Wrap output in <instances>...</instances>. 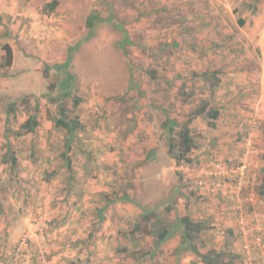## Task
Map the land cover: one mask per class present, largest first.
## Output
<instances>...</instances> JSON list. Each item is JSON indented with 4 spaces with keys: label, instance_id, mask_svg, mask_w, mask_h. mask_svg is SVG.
<instances>
[{
    "label": "crops",
    "instance_id": "crops-1",
    "mask_svg": "<svg viewBox=\"0 0 264 264\" xmlns=\"http://www.w3.org/2000/svg\"><path fill=\"white\" fill-rule=\"evenodd\" d=\"M260 2L0 0V264H12L5 252L14 250L24 232L31 235L32 264H205L185 234L186 215L209 221L211 245L221 246L225 231L234 230V249L243 264H264ZM209 4L218 10L215 17L208 14ZM229 4L246 7L236 20L240 30L220 27L212 32L210 27L217 26L212 23L226 25L228 18L236 17L228 11ZM244 24L248 25L243 29ZM109 35L111 42L106 41ZM216 35V44L223 46L212 47ZM229 39L241 45L227 48ZM5 44L13 50L9 66L2 65ZM111 44L116 51L108 83L111 92L97 79L88 83L74 78L71 66L85 75L86 69L99 65L101 54L111 55ZM55 69L62 76L52 80ZM211 71L220 78L213 96L205 78ZM139 89H149L150 95L139 102L152 104L142 113L111 110L114 100L134 97ZM75 93L83 95L76 115L81 126L69 133L56 125L64 115L49 117L42 108L52 95L58 94L59 100ZM202 100L218 106L220 115L214 127L205 115L193 117L191 123L199 146L189 154L194 165L185 173L188 182L203 180L201 195L190 186L183 191L174 184L175 191L162 197L111 190L115 181H125L120 178L124 164L111 156H121L133 146L129 137L115 138L124 128L120 120L141 119L148 109L175 120ZM36 106L41 113L34 111ZM30 114L38 125L18 132ZM174 123L161 133H169ZM157 144L168 153L163 140ZM213 156L226 165L216 166ZM160 165V172L167 167ZM162 203L170 210L171 227L161 242L152 235L129 233L139 220L125 222L120 217L142 220L151 211L159 212Z\"/></svg>",
    "mask_w": 264,
    "mask_h": 264
},
{
    "label": "rangeland",
    "instance_id": "rangeland-1",
    "mask_svg": "<svg viewBox=\"0 0 264 264\" xmlns=\"http://www.w3.org/2000/svg\"><path fill=\"white\" fill-rule=\"evenodd\" d=\"M237 3L238 2H236L235 4L237 5ZM235 4L231 6L229 4L228 11L231 10V12L236 17L228 18L229 21L227 22L226 25L224 23L222 24L212 23V25L213 24L217 25L216 27H210V30L212 32H214L215 30L216 31L220 30L221 29L220 27H224V29H227L229 31H234V32L240 30V27L238 26L236 20L241 18L242 12H245L246 7L240 10V8L237 7ZM260 4H262V6H260L261 7L260 9L261 11H263L264 10V0H261ZM209 5L210 7L208 6L207 8L209 11L208 14L210 16L215 17L216 11L218 10H216L215 8H212V4H209ZM132 9L136 10L134 12H137V11L139 12L138 8H132ZM81 25H86V24L82 22ZM247 25L244 24L242 28L244 29ZM110 31H111V28H110ZM109 37L110 39H106V41L109 40L111 42V35H109ZM216 38L217 39L213 37V39L211 40L212 47L223 46L220 44L219 45L216 44L219 41L217 35H216ZM185 40L187 41L188 39H185ZM236 45H241V43L238 41L236 42V40L234 39L233 40L229 39L227 41L226 47L230 48ZM110 48H111V55H108V53L101 54L99 61H98L99 65H96L95 68L86 69L85 75L82 69L76 66L75 67L71 66V71L73 73L74 78L79 79L80 81L83 80L88 83H91L93 79H97L100 83H102L101 88L105 87L107 91L111 92V86L108 85V83L110 81L111 70L114 68L113 60L114 58H116V51L112 44ZM180 52L182 53L183 50L181 49ZM148 56L150 58V51L148 53ZM51 72L52 73L50 74H51L52 80L58 79L60 74L62 76V71L60 70L55 69L54 71H51ZM39 82L41 83V80ZM90 89L92 90L93 88L91 87ZM148 91L149 89H139L135 92L134 97L125 96L122 100H114V102L111 103V110L115 112L116 111L121 112L124 115H126L128 112L142 113V110H144V107H149L150 105H152L151 103L144 104V103L139 102L141 98L150 96L148 95ZM81 95L82 93H75V94H72V96L70 95V97L63 96L59 100H56V98H58L57 97L58 94L52 95L51 101L47 103L46 105H44L42 109L44 110L46 115H48L49 117H51L52 114L54 117L58 115L63 116L65 114L66 115L68 114L69 117L73 118L76 115H78L81 110V106H82L81 104L75 105V99L77 98L82 99L81 97L83 95L82 96ZM86 104H88V101ZM25 105L27 104L25 103ZM47 106H49V108ZM25 108H24V111H27V109H29L28 106H26ZM64 108L66 111L64 110V114H63ZM49 110H51V112ZM34 111L37 114H39L41 113V108L36 106L34 107ZM186 113L188 115L185 114L182 118L179 117L173 120L172 118H166V115L164 113H159V112L156 113L148 109L143 113L144 117L141 119L135 118V117L132 119H129V118L124 117V119L120 120V124H124V128L121 130L120 134L115 136V138H118V139L126 138L127 139L129 137L131 139V144L133 146L129 149V152L128 151L123 152L121 156L119 155V153L117 154V156H114V155L111 156V160L117 159V161L120 160L124 164L123 166L124 168L122 169L123 170L122 176L120 178H123L125 180L124 183H121V185L119 184L118 181H115L114 185L111 184L112 186L111 190H116V189L121 190L122 189L123 191H129L130 194H133V193L135 195L137 194V196H141V195L144 196L148 194L155 195L157 193V194H160V197H162L161 196L162 194H165L167 192L171 193L172 191H175V189H172V184L176 185L177 188L179 186V188L183 189V191L187 190V187L182 185L183 182H187L185 180L183 181L182 179L184 173L182 170L178 168L179 165L176 163V160L174 159L173 155L170 153V145H169L172 134L176 132L175 129L180 128V126L186 120L189 119L190 109H188ZM153 123H155L154 126L156 128V131L152 128ZM173 123H174V126L171 128L169 133L167 132L166 134L161 133V131H165L164 129H167L169 124H173ZM134 130L136 131V133L131 134V136H128L130 132L134 133L133 132ZM155 132L157 133L160 132V134H156ZM158 140L159 141L163 140V142L168 147L167 148L168 153L164 152L160 144H157ZM114 146H115V143H114ZM147 151L149 152L147 153ZM169 156L174 159V163H172V161L168 163ZM164 163L167 165V167L164 170L162 168L163 171L160 172V169L162 167L160 164H164ZM157 173H160V175L162 176L160 177V175H158L159 176L158 177L156 175ZM176 181H177V184L175 183ZM118 185L120 186L114 188V186H118ZM113 194H116V193L114 192ZM161 199H164V198H161ZM163 204L165 203L161 204V206L159 207L160 208L159 212L161 216L164 218V217H167V212L165 210L166 207ZM120 218L125 222H127L128 220L132 223H134L136 220H139L136 217L126 218L122 216Z\"/></svg>",
    "mask_w": 264,
    "mask_h": 264
},
{
    "label": "trees",
    "instance_id": "trees-1",
    "mask_svg": "<svg viewBox=\"0 0 264 264\" xmlns=\"http://www.w3.org/2000/svg\"><path fill=\"white\" fill-rule=\"evenodd\" d=\"M51 7H54V4H51ZM92 21H88V25L90 26ZM5 51V55L3 57L2 65L9 66L13 60V50L9 44H5L3 46ZM205 78L209 80V90L211 95L213 96L215 90L217 89L220 78L218 76L217 71L207 72ZM81 101L80 98L75 99V105L79 104ZM16 103H13L12 109H15ZM63 109V114H64ZM66 111V110H65ZM205 115L210 125L213 127L216 125L215 122L220 115V111L218 106L214 104H210L209 101L202 100L198 105L192 108L189 119L186 120L180 128L175 129L176 132L172 134L170 139V153L173 155L176 163L180 165H188L193 166V160L189 155L191 151L199 146V142L197 140V135L193 134V129L191 128L192 119L195 116ZM64 117H60L56 120L57 127H61L62 129H66L69 133L73 130H76L81 126V122L78 117H71L68 120V114L64 115ZM38 125V121L36 116L30 114L29 118L20 126V130L18 132L32 131ZM177 127V126H176ZM214 157V156H213ZM213 162L216 166H224L226 162L218 160V158H213ZM183 171V181L186 179L185 168H179ZM196 168H191L192 172ZM190 170V171H191ZM218 171V170H216ZM181 179V180H182ZM201 179H189V182H184V185L190 186L195 194L201 195V188L204 185L197 184V181ZM203 181V180H202ZM166 212L170 211L168 207L165 208ZM183 223L185 225V234L187 238H189L192 242V250L200 255L203 258L205 264H243L240 258V254L234 249V242L236 240L234 230H226L225 231V240L221 246L211 245L212 241L209 238L208 231L211 228V225L206 219H196L190 215H186L183 217ZM171 224L167 217H162L157 210L151 211L148 214L142 216V220L139 219L137 223L134 224L133 228L129 231L130 234L135 235L136 233H142L144 235H152L156 238L157 242H161L167 234L170 232ZM151 248V246H150Z\"/></svg>",
    "mask_w": 264,
    "mask_h": 264
},
{
    "label": "built area",
    "instance_id": "built-area-1",
    "mask_svg": "<svg viewBox=\"0 0 264 264\" xmlns=\"http://www.w3.org/2000/svg\"><path fill=\"white\" fill-rule=\"evenodd\" d=\"M178 168H188V165H180ZM229 173H232L234 169H226ZM226 174H229V173ZM216 175H221L219 171L215 173ZM197 184L203 185L202 180H198ZM5 255L12 257V264H32L33 259V250H32V242L31 235L29 232H24L18 239L17 244L14 250L6 251Z\"/></svg>",
    "mask_w": 264,
    "mask_h": 264
}]
</instances>
